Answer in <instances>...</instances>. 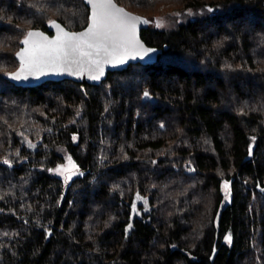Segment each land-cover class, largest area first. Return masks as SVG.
<instances>
[{"label":"trees","instance_id":"obj_1","mask_svg":"<svg viewBox=\"0 0 264 264\" xmlns=\"http://www.w3.org/2000/svg\"><path fill=\"white\" fill-rule=\"evenodd\" d=\"M116 1L155 63L24 87L27 31L88 7L0 0V264H264V0Z\"/></svg>","mask_w":264,"mask_h":264},{"label":"snow or ice","instance_id":"obj_2","mask_svg":"<svg viewBox=\"0 0 264 264\" xmlns=\"http://www.w3.org/2000/svg\"><path fill=\"white\" fill-rule=\"evenodd\" d=\"M88 2L93 5L94 11L89 18L88 28L83 32H67L55 22L50 23L58 29V32L51 40L42 33L29 31L22 41L25 47L16 53L21 61V67L11 75L19 80L22 77L26 79L27 76L39 75L41 68L49 71L70 70L61 66L60 61L64 60L73 64L87 63L98 72V75L92 78L99 79V76L103 75V64L123 63L121 56L117 55V49L135 55L152 51L143 48V45L135 39L136 21L139 18L128 16L121 9H115L111 0H88ZM144 95L147 96L148 93L145 92ZM74 169L76 165L69 158V166L58 167L56 171L61 175H71L75 174ZM223 188L227 199L229 191L227 181L224 182ZM225 239L230 241L231 237L226 236Z\"/></svg>","mask_w":264,"mask_h":264},{"label":"water","instance_id":"obj_3","mask_svg":"<svg viewBox=\"0 0 264 264\" xmlns=\"http://www.w3.org/2000/svg\"><path fill=\"white\" fill-rule=\"evenodd\" d=\"M85 5L88 7V20L87 23L84 27L77 29V30H72L67 28L63 23L60 21L53 19L47 23V29L44 30L42 28H30L29 31H35L42 33L44 37H47L49 40L55 38L57 35L58 29L50 22H55V24H59L65 31L70 32V33H80L85 31L90 23L89 18L91 17L94 8L91 3L88 2V0H83ZM111 4L114 6L115 9H121L123 10V13L127 14L128 16L132 17H137L139 18L136 21V27H135V39L139 41L141 45H143V48L145 49H151L152 51L150 52H144L141 55H135L134 53L128 54V53H123V49H117V55H120L121 58L123 59V63H109V64H103V75L99 76V79H93V76L98 75V72L95 70L94 67L89 66L87 63L84 64H73L70 61H64L61 60L60 64L62 67L70 70H65V71H49L46 68H41L40 74L39 75H32V76H27V78H21L19 80L15 79L11 74L16 73L20 67H21V61L19 57L16 56V53L19 52L23 47H25L22 44V41L24 40L25 36L21 39L20 42V47L16 50L15 52V58L18 61V66L10 71L7 75L8 79L14 83L15 85L18 86H36L40 85L45 81L53 80V81H59V80H64V79H71L76 82L80 83H88V84H98L102 80H104L108 74L109 71H120L128 67L129 64L131 63H142V64H153L157 61L158 55H159V48L156 46H151L148 45L142 38H141V30L146 28L148 25L147 18L137 12H134L125 6L121 5L118 3L116 0H111ZM143 21H147L146 23ZM26 33V34H27ZM74 73H79L74 74ZM146 92V91H145ZM144 92V93H145ZM143 93V100H151L155 101L156 99L151 96L148 92V95L145 96ZM189 172V171H187Z\"/></svg>","mask_w":264,"mask_h":264},{"label":"rangeland","instance_id":"obj_4","mask_svg":"<svg viewBox=\"0 0 264 264\" xmlns=\"http://www.w3.org/2000/svg\"><path fill=\"white\" fill-rule=\"evenodd\" d=\"M61 153L63 154L64 161L62 163H59L56 166L52 167L51 169H49V171H50V173L61 177L63 179V181L67 183L73 177L78 176V175H81L83 173V171L78 167V165L76 164V162L72 158V156L69 155L65 150L61 149ZM69 158H70L71 162L76 165V169L73 170L75 174H71V175H69V174L61 175L58 171H56V169L58 167H67V166H69ZM66 177H68V178H66Z\"/></svg>","mask_w":264,"mask_h":264}]
</instances>
